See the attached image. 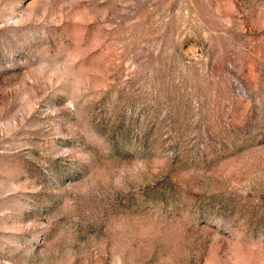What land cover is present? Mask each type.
<instances>
[{"label": "rangeland", "instance_id": "1", "mask_svg": "<svg viewBox=\"0 0 264 264\" xmlns=\"http://www.w3.org/2000/svg\"><path fill=\"white\" fill-rule=\"evenodd\" d=\"M0 264H264V0H0Z\"/></svg>", "mask_w": 264, "mask_h": 264}]
</instances>
